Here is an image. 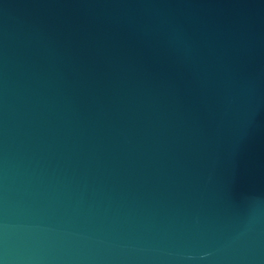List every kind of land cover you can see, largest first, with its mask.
Segmentation results:
<instances>
[{"label":"water","instance_id":"obj_1","mask_svg":"<svg viewBox=\"0 0 264 264\" xmlns=\"http://www.w3.org/2000/svg\"><path fill=\"white\" fill-rule=\"evenodd\" d=\"M0 264H264V0H0Z\"/></svg>","mask_w":264,"mask_h":264}]
</instances>
